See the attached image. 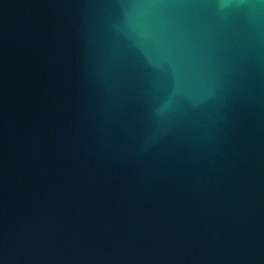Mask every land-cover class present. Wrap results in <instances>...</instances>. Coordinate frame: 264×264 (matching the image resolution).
Returning <instances> with one entry per match:
<instances>
[{
	"label": "water",
	"instance_id": "water-1",
	"mask_svg": "<svg viewBox=\"0 0 264 264\" xmlns=\"http://www.w3.org/2000/svg\"><path fill=\"white\" fill-rule=\"evenodd\" d=\"M0 264H264V0H0Z\"/></svg>",
	"mask_w": 264,
	"mask_h": 264
}]
</instances>
